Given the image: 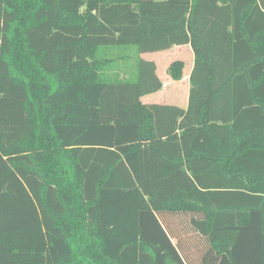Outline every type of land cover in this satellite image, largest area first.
<instances>
[{
  "label": "trees",
  "instance_id": "trees-1",
  "mask_svg": "<svg viewBox=\"0 0 264 264\" xmlns=\"http://www.w3.org/2000/svg\"><path fill=\"white\" fill-rule=\"evenodd\" d=\"M0 264H264V0H0Z\"/></svg>",
  "mask_w": 264,
  "mask_h": 264
},
{
  "label": "rangeland",
  "instance_id": "rangeland-1",
  "mask_svg": "<svg viewBox=\"0 0 264 264\" xmlns=\"http://www.w3.org/2000/svg\"><path fill=\"white\" fill-rule=\"evenodd\" d=\"M158 1H165V0H158ZM152 12V10H151ZM144 55L150 50V45L148 42L144 40L143 43ZM179 50V51H176ZM146 51V52H145ZM166 52H156L154 53L149 59L148 57L146 60L157 62L159 64L158 68V76L165 85L163 94L158 93L156 95L149 96L145 99L146 105H166V106H177L180 108H184L187 104L188 93L186 94V88H191V75L193 76L192 64L194 63L193 60L191 61V57L189 55L190 48L185 49H174L173 53L165 54ZM165 54V55H163ZM176 55V56H175ZM182 61L186 65L184 71V79L181 82L175 83L173 82L167 71L171 65L176 62ZM194 65V64H193ZM194 68V67H193ZM175 243L172 244L174 246Z\"/></svg>",
  "mask_w": 264,
  "mask_h": 264
},
{
  "label": "crops",
  "instance_id": "crops-1",
  "mask_svg": "<svg viewBox=\"0 0 264 264\" xmlns=\"http://www.w3.org/2000/svg\"><path fill=\"white\" fill-rule=\"evenodd\" d=\"M166 1V0H165ZM190 48V53H189V55H190V57H191V61L193 60V62H194V54H193V51H192V48H191V45H190V43H188V45H184V46H181V45H174V46H172L171 48L172 49H170L169 51H166V53L165 54H168V53H173V51H174V49H185V48ZM176 51H179V50H176ZM165 54H163V55H165ZM153 55H155V54H152V53H148L147 55H142V57L146 60V58L148 57L149 59H151V57L153 56ZM176 56V55H175ZM146 61H148V60H146ZM180 62H182V61H180ZM155 64H156V66H157V74H158V68H159V64H157V62H154ZM194 64V63H193ZM192 64V70H193V67H194V65ZM186 66V65H185ZM159 77V76H158ZM164 88H165V85L163 84V89H162V94H163V91H164ZM189 92V93H188ZM159 93H161V92H159ZM188 93V98H187V104H186V106L183 108V109H185L186 107H188V105H189V94H190V88L188 87V88H186V94ZM147 98V97H146ZM146 98H144V100H143V103L145 104V99Z\"/></svg>",
  "mask_w": 264,
  "mask_h": 264
}]
</instances>
